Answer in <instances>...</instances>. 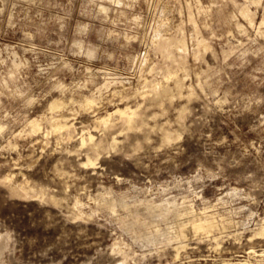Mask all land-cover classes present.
<instances>
[{
  "label": "rangeland",
  "instance_id": "obj_1",
  "mask_svg": "<svg viewBox=\"0 0 264 264\" xmlns=\"http://www.w3.org/2000/svg\"><path fill=\"white\" fill-rule=\"evenodd\" d=\"M0 126V264H264V0H0Z\"/></svg>",
  "mask_w": 264,
  "mask_h": 264
},
{
  "label": "bare ground",
  "instance_id": "obj_2",
  "mask_svg": "<svg viewBox=\"0 0 264 264\" xmlns=\"http://www.w3.org/2000/svg\"><path fill=\"white\" fill-rule=\"evenodd\" d=\"M125 2V1H124ZM245 13V15H251V12L249 11V10H245L244 11ZM252 18V17H251ZM137 20V19H136ZM251 20H253V19H251ZM254 23V22H253ZM263 23V22H262ZM261 23V24H262ZM239 24V23H238ZM251 24V23H250ZM261 24H259V26H261ZM261 30V29H260ZM160 36V35H159ZM160 39H162V41L161 42H163V49L162 50H164V51H166L168 54L167 55H170L171 56V50L173 49L172 47H173V45H176V44H174V42H173V39L172 38H170V37H166V36H160ZM80 40V39H79ZM176 40V39H175ZM181 40V39H180ZM180 40H178V41H180ZM177 42V41H176ZM181 42V41H180ZM202 42V41H201ZM81 43V42H80ZM160 43V42H159ZM158 43V44H159ZM180 44V43H179ZM178 44V45H179ZM201 44V43H200ZM206 44V43H205ZM80 46V45H79ZM160 47H162V46H160ZM179 47H180V45H179ZM181 47H182V45H181ZM81 48H83L82 46H81ZM182 49V48H181ZM184 49V48H183ZM204 51V50H203ZM165 53V52H164ZM19 56V55H18ZM198 56V55H197ZM168 57V56H167ZM20 58V57H19ZM160 66V65H159ZM164 67V66H163ZM168 67V66H167ZM158 68V67H157ZM160 68V67H159ZM12 69H13V67H12ZM161 69V68H160ZM12 71V70H11ZM171 77V76H170ZM146 81V80H145ZM157 81V80H156ZM160 81V80H159ZM147 82V81H146ZM154 82V81H153ZM161 83V82H160ZM183 83V82H182ZM181 83V81L179 80V78H178V80H177V85H180V84H182ZM149 84V83H148ZM144 86V85H143ZM148 86V85H147ZM150 87V86H149ZM152 87H154V89H156V90H160L161 89V85L158 83V82H155V83H152ZM187 88V87H186ZM158 92V91H157ZM140 93V92H139ZM183 94V93H182ZM84 103L86 104V106H93V105H96V103H97V101H96V98H94V97H91V96H88V95H86L85 97H84ZM64 104V101L63 100H61V99H59V98H55L54 100H52V102H51V108L52 109H55V108H59V107H61L62 105ZM83 104V103H82ZM64 106V105H63ZM139 109H140V105H138V106H136V107H134V106H132V105H130V104H126V105H124V106H116V108L114 109V110H112V111H109V112H107V114H104V115H101V116H98V118L96 119L97 120V122H99V123H102V124H104V125H106V126H108V124L110 123V121L112 120V118L114 117V116H116V117H118L119 118V120H121L122 122H123V124L126 126V128H133V127H135L136 125H137V119H138V116H139ZM65 116H67V115H62L61 117H65ZM36 117V116H35ZM55 117V116H54ZM53 117V118H54ZM69 117V116H68ZM59 119V118H58ZM61 119V118H60ZM64 119V118H63ZM59 122V121H58ZM31 123H32V128L34 129V130H36L37 131V129L39 130V128L41 127V122L38 120V119H33V120H31ZM27 124H30L29 122L27 123ZM55 124H57V125H53L52 127L54 128V129H56V130H58V132H59V130L61 131L62 129H67V130H72V127H73V125L75 124V123H69L68 121H66V122H59V123H55ZM0 129H2V126H0ZM53 130V129H52ZM70 132V131H69ZM67 133V132H66ZM88 133V134H87ZM180 135V134H179ZM176 137V136H175ZM165 138L166 139H171L172 138V133L171 132H166V134H165ZM81 141H82V145H86V144H91V148L92 149H94L95 151H97V150H99V148H100V146H101V144L102 143H99V142H96L95 141V134L94 133H92L91 131H89V129H88V132H83L82 133V135H81ZM10 143H11V141H10ZM117 143H118V140H117V137L116 136H114V138L112 139V141L110 142V144L109 145H112V146H116L117 145ZM16 146V145H15ZM98 152V151H97ZM91 154H89V156H88V160L86 161V163H88V164H94L95 163V159L94 158H92L91 156H90ZM7 180V179H6ZM20 191V190H19ZM41 192H43V191H41ZM188 198V197H187ZM163 200V199H162ZM168 200V199H167ZM171 200V199H170ZM186 201H188V200H186ZM149 202V201H148ZM154 202V201H153ZM168 202V201H167ZM170 202V201H169ZM152 203V202H151ZM161 203V202H160ZM151 204L150 205V207L151 208H155V207H161L164 211H168V210H170V207H171V204L169 205H162V203L161 204ZM163 203H165L164 201H163ZM175 203V202H174ZM174 203H172V204H174ZM116 202L115 201H113L112 203H111V207H115L116 206ZM134 204V203H133ZM165 204H167V203H165ZM125 205V204H124ZM127 205V204H126ZM185 205V204H184ZM174 207H176V206H174ZM178 208V207H177ZM176 208V209H177ZM184 208V207H183ZM186 208H188V207H186ZM149 209V208H148ZM173 210H174V208H172ZM193 209V208H192ZM129 210V209H128ZM189 210H191V209H189ZM194 210H195V208H194ZM194 210L192 211L193 213V215H195V212H194ZM81 211V210H80ZM154 211V210H153ZM180 211V210H179ZM182 211V210H181ZM205 211V210H204ZM140 212V211H139ZM150 212V211H149ZM156 212V211H155ZM159 212H161V210L159 211ZM159 212H158V214H159ZM171 212V211H170ZM174 212V211H173ZM185 212H187V211H185ZM189 212V211H188ZM200 212V211H199ZM198 212V213H199ZM203 212V211H202ZM205 212H207V211H205ZM205 212H204V214H205ZM152 213V212H151ZM154 213V212H153ZM152 213V214H153ZM201 213V212H200ZM81 214V213H80ZM129 214V213H128ZM150 214V213H149ZM167 214V213H166ZM178 214H179V212H178ZM177 214V215H178ZM209 214V213H208ZM213 214V213H212ZM211 214V215H212ZM154 215V214H153ZM161 215H163V214H161ZM165 215V214H164ZM184 214H182V216H183ZM185 215H186V213H185ZM191 216V217H194V216ZM203 215V214H202ZM207 215V214H206ZM214 215H216V214H214ZM157 216V215H156ZM168 216V215H167ZM180 216V215H179ZM197 216H198V214H197ZM200 216V215H199ZM139 217V216H138ZM159 218H160V216H159ZM189 218H190V216H189V214H188V218H187V220H189ZM161 219V218H160ZM192 219V218H191ZM225 219V218H224ZM134 220H136V218L134 219ZM165 220H167L166 219V217H165ZM216 220V219H215ZM215 220L213 219V217L212 216H206V217H194V219H193V221H190V222H193V227H194V229L196 230V231H207V232H210L211 233V231L216 227H218V226H216L215 225ZM223 221V220H222ZM230 221H231V219H230ZM136 222H138V221H136ZM217 222H218V220H217ZM225 222H227L226 220H225ZM173 223V222H172ZM186 223H187V221H186ZM228 223V222H227ZM235 223V222H234ZM174 224V223H173ZM184 225H185V223H183ZM217 224V223H216ZM225 224V223H224ZM129 225H130V223H129ZM131 225H132V223H131ZM187 225V224H186ZM219 225V224H218ZM221 225H223V224H221ZM136 226V225H135ZM157 226V225H156ZM174 226V225H173ZM215 226V227H214ZM140 227H141V225H140ZM176 227H179V224L176 226ZM181 227H183V226H181ZM185 228L184 229H186V226H184ZM220 227V226H219ZM223 227H225V225L223 226ZM264 227V226H263ZM135 228V227H134ZM139 228V227H138ZM145 228V227H144ZM178 229V228H177ZM176 229V230H177ZM184 229H182L181 230V232L179 233L180 235L181 234H183L184 233ZM178 230H180V229H178ZM175 231V230H174ZM216 231V230H215ZM164 232V231H163ZM173 232V231H172ZM135 233V232H134ZM165 233V232H164ZM257 233H259V234H263L264 233V228H262V229H258V231H257ZM215 234V233H214ZM1 235V234H0ZM150 235V234H149ZM178 235V234H177ZM179 235V236H180ZM184 235V234H183ZM168 236V235H167ZM172 236V235H171ZM186 236H187V233H186ZM146 237V236H145ZM172 237H175V236H172ZM178 237V236H177ZM184 237V236H183ZM169 238V237H168ZM179 239V238H178ZM181 239V238H180ZM4 240V239H3ZM182 240H183V238H182ZM178 242V241H177ZM182 242V241H181ZM1 243V242H0ZM1 247V246H0ZM264 250V249H263ZM262 251V250H261ZM250 252H254V253H257L256 252V250H253V249H251L250 250ZM261 253H263V251L261 252ZM258 254V253H257ZM179 255V254H178ZM119 264H127V262H121V263H119ZM227 264H259V261L258 262H253L250 258H242V259H238V260H236V261H228L227 262Z\"/></svg>",
  "mask_w": 264,
  "mask_h": 264
}]
</instances>
